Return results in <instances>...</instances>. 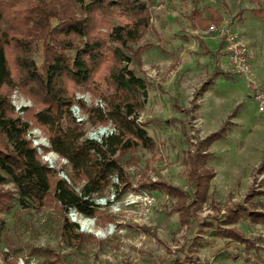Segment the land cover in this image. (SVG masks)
<instances>
[{
	"label": "rangeland",
	"instance_id": "rangeland-1",
	"mask_svg": "<svg viewBox=\"0 0 264 264\" xmlns=\"http://www.w3.org/2000/svg\"><path fill=\"white\" fill-rule=\"evenodd\" d=\"M148 5L149 25L140 44L154 43L160 30L165 40L168 38L161 44L176 48L167 63L156 61L161 51L152 48L153 44L141 54L138 74L147 82V97L138 121L155 143L150 150L138 148L122 158L132 185L121 188L113 177L111 182L116 185L93 197L100 217L68 210L66 218L86 235L78 247H68L61 237L64 213L58 202L49 198L40 208H22L14 202L10 211L0 213L5 221L0 264L49 260L52 264H169L184 255L198 257L202 264H261L244 252L242 244H227L228 240L216 236L215 230L220 225L233 228L248 240L264 237V167L258 170L264 156V111H259L261 102L256 99L257 94L264 96V21L251 10L264 6V0L258 4L249 0H150ZM212 11L219 20L212 17ZM196 12L210 22H201ZM228 34L247 48L249 74L232 71ZM216 65L234 73L238 80L214 75ZM75 94L87 105L104 108L89 91ZM10 98L15 112L22 116L19 108L33 106L17 88ZM72 111L77 120H85L86 114L77 105ZM220 126L222 137L202 150L207 154L201 171L211 170L214 176L206 199L198 201L191 194L186 159ZM102 129L105 133L100 135ZM84 130L88 137L101 139L112 126L85 122ZM30 133L34 145L48 146L43 131L33 128ZM38 152L43 151L38 148ZM42 159L59 170L58 176H66L64 159L51 151L42 153ZM149 182L176 186L189 195L181 198L158 190L135 189ZM0 189L12 191L13 186L6 183ZM188 202V213H181L178 207ZM236 205L261 216L234 217L231 210ZM231 213V221L224 223ZM85 221H93L90 229L84 230ZM36 250L45 255L33 254Z\"/></svg>",
	"mask_w": 264,
	"mask_h": 264
},
{
	"label": "trees",
	"instance_id": "trees-1",
	"mask_svg": "<svg viewBox=\"0 0 264 264\" xmlns=\"http://www.w3.org/2000/svg\"><path fill=\"white\" fill-rule=\"evenodd\" d=\"M148 1L0 0V186H13L12 191L0 189V213L10 211L14 202L22 208H40L52 198L64 213L61 237L68 247H78L86 236L78 232L77 223L66 218L68 210L100 217L93 197L116 185L111 182L113 177L121 188L131 186L122 158L138 148L150 150L155 143L138 121L147 97V82L138 74L140 59L152 47L150 42L140 44L149 25ZM249 1L258 4L262 0ZM251 10L264 21V6ZM195 14L201 22L211 20ZM212 17L219 20L215 11ZM213 74L232 82L238 80L234 73L218 65ZM15 88L33 102V106L20 108L23 116L15 112L11 102L10 94ZM79 90L89 91L103 102L104 108L77 98ZM73 105L86 114L85 120H77ZM240 107L241 104L236 106L234 113ZM85 122L92 126L110 124L112 130L94 139L86 135ZM33 128L44 132L48 146L33 144ZM222 131L220 126L210 133L186 159L191 194L198 201L206 199L214 176L211 170L201 171L207 154L202 150L220 139ZM38 148L43 154L51 151L66 161L68 180L58 176L59 170L42 159ZM263 167L264 156L258 170ZM137 186L135 189L158 190L181 198L189 195L179 187L159 182ZM188 205L190 202L181 204L179 211L187 214ZM231 211L240 218L256 219L259 215L240 205ZM225 217L224 223L230 222L232 213ZM4 226L0 218V243ZM216 228V236L227 239V244H242L255 263L264 264V237L248 240L233 228ZM32 253L45 255L41 250ZM38 264L52 263L49 260ZM169 264L202 262L198 257L184 255L176 256Z\"/></svg>",
	"mask_w": 264,
	"mask_h": 264
},
{
	"label": "built area",
	"instance_id": "built-area-1",
	"mask_svg": "<svg viewBox=\"0 0 264 264\" xmlns=\"http://www.w3.org/2000/svg\"><path fill=\"white\" fill-rule=\"evenodd\" d=\"M227 39H228L227 49L229 52L228 58L231 62L230 65H231L232 71L238 74H249L250 68H249L248 59H247V48L240 41L235 40L233 35L228 34ZM263 97L264 96H262L261 94H257L256 96V99L260 100L261 102V104L258 107L260 112L264 111V98Z\"/></svg>",
	"mask_w": 264,
	"mask_h": 264
},
{
	"label": "crops",
	"instance_id": "crops-1",
	"mask_svg": "<svg viewBox=\"0 0 264 264\" xmlns=\"http://www.w3.org/2000/svg\"><path fill=\"white\" fill-rule=\"evenodd\" d=\"M263 30H264V28H263ZM159 31V33H160V35L159 36H157V38H156V40H155V42L153 43L152 42V44H153V47L152 48H154V49H159L160 51H161V54H160V57L156 60V61H158V62H170L171 61V59L173 58V55L171 54L173 51H175V46H173V44H161V41H167L168 40V38H167V40H165V38L164 37H166L165 36V34H162V32H160V30H158ZM262 32V31H261ZM172 38V37H171ZM248 40L250 41V39H245V40H243V41H246V42H248ZM183 42H184V40H182ZM172 42V39H169V43H171ZM185 43V42H184ZM187 43H185V45H186ZM169 47H168V46ZM181 45H183V44H180L179 43V45L178 46H181ZM254 46V44H252V46L251 47H253ZM172 47H174V48H172ZM254 48V47H253ZM254 55L255 54H257V52L256 51H254V52H252ZM182 87V86H181ZM181 89V88H180ZM178 91L179 92H181V90H179V88H178Z\"/></svg>",
	"mask_w": 264,
	"mask_h": 264
},
{
	"label": "bare ground",
	"instance_id": "bare-ground-1",
	"mask_svg": "<svg viewBox=\"0 0 264 264\" xmlns=\"http://www.w3.org/2000/svg\"><path fill=\"white\" fill-rule=\"evenodd\" d=\"M100 135H101V132H100ZM41 142H44V140L41 139ZM92 222L93 221H85V222H82V226L84 227V229H90V227L92 225Z\"/></svg>",
	"mask_w": 264,
	"mask_h": 264
},
{
	"label": "water",
	"instance_id": "water-1",
	"mask_svg": "<svg viewBox=\"0 0 264 264\" xmlns=\"http://www.w3.org/2000/svg\"><path fill=\"white\" fill-rule=\"evenodd\" d=\"M100 132H101V135H103V134L105 133V130L102 129ZM92 138L96 139L95 137H92ZM63 178H65L66 180H68L67 177H66L65 175L63 176ZM84 230H86V229H84Z\"/></svg>",
	"mask_w": 264,
	"mask_h": 264
}]
</instances>
